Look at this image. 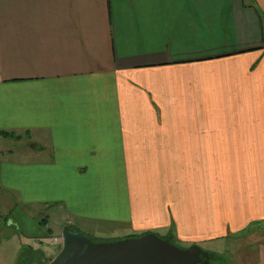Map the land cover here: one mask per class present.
<instances>
[{
    "label": "crops",
    "instance_id": "1",
    "mask_svg": "<svg viewBox=\"0 0 264 264\" xmlns=\"http://www.w3.org/2000/svg\"><path fill=\"white\" fill-rule=\"evenodd\" d=\"M0 131L31 144L0 158L2 191L58 231L264 228V0H0ZM1 224L0 264L25 262Z\"/></svg>",
    "mask_w": 264,
    "mask_h": 264
},
{
    "label": "rangeland",
    "instance_id": "2",
    "mask_svg": "<svg viewBox=\"0 0 264 264\" xmlns=\"http://www.w3.org/2000/svg\"><path fill=\"white\" fill-rule=\"evenodd\" d=\"M15 148H31L26 134L7 132V135H5L0 133V158L9 157V150H14ZM24 178L20 177L19 182L21 183ZM15 182L17 183V181ZM2 190L0 187L1 235L11 238L17 234H22L23 238L25 236L23 234H27L30 237L28 238V243L32 247L28 248L25 245L21 255V259L25 260V262L22 261L21 264H46L48 259H45V261V256L48 257L51 254L58 253L60 251L59 247L62 246V242L60 240L58 242L56 238L62 235L66 227L58 231L59 225L56 224L63 220V214H61L60 210L46 208L45 204H41V207H39L40 204L19 203V195ZM49 226L52 228L51 231H48ZM39 235H44L45 250L50 251L49 254L46 253L47 251H43L41 245L37 242V238L39 240L41 238ZM92 240L96 243L101 242L100 239L96 238ZM172 243L181 248H185V245L180 242L172 241ZM263 243L264 228L248 230L234 237H230L225 241L215 242L205 246L201 245L200 247H202L205 253L200 255V261L196 264H255L260 253L259 248Z\"/></svg>",
    "mask_w": 264,
    "mask_h": 264
},
{
    "label": "water",
    "instance_id": "3",
    "mask_svg": "<svg viewBox=\"0 0 264 264\" xmlns=\"http://www.w3.org/2000/svg\"><path fill=\"white\" fill-rule=\"evenodd\" d=\"M204 253L199 245L181 248L154 232L96 243L88 235L66 228L61 249L48 264H196Z\"/></svg>",
    "mask_w": 264,
    "mask_h": 264
},
{
    "label": "trees",
    "instance_id": "4",
    "mask_svg": "<svg viewBox=\"0 0 264 264\" xmlns=\"http://www.w3.org/2000/svg\"><path fill=\"white\" fill-rule=\"evenodd\" d=\"M0 133L1 134H5V135H7V132L6 131H0ZM66 228H70L69 226H67ZM65 228V229H66ZM71 229H73V228H71ZM74 230V229H73ZM77 231V230H76ZM143 234V233H142ZM139 235H141V234H139ZM139 235H133V236H139ZM133 236H129V237H126L125 239H127V238H130V237H133ZM162 237V236H161ZM170 237V236H169ZM162 237V238H164V239H166V240H168L169 242H171L172 243V237ZM113 241H117V240H108V241H104V242H101V243H109V242H113Z\"/></svg>",
    "mask_w": 264,
    "mask_h": 264
},
{
    "label": "built area",
    "instance_id": "5",
    "mask_svg": "<svg viewBox=\"0 0 264 264\" xmlns=\"http://www.w3.org/2000/svg\"><path fill=\"white\" fill-rule=\"evenodd\" d=\"M56 239L58 240V242H59V240L62 242V235Z\"/></svg>",
    "mask_w": 264,
    "mask_h": 264
}]
</instances>
